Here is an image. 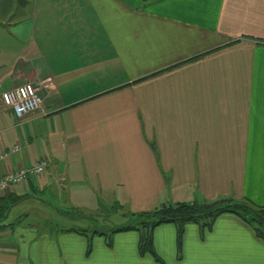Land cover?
Masks as SVG:
<instances>
[{"label":"crops","instance_id":"obj_1","mask_svg":"<svg viewBox=\"0 0 264 264\" xmlns=\"http://www.w3.org/2000/svg\"><path fill=\"white\" fill-rule=\"evenodd\" d=\"M27 1L0 0V95L31 82L43 113L17 119L0 97V174L46 168L1 195L24 198L0 221V264H264V239L233 213L185 224L180 244L157 225L155 256L135 230L109 246L49 227L74 222L60 209L131 200L264 207V0Z\"/></svg>","mask_w":264,"mask_h":264},{"label":"trees","instance_id":"obj_2","mask_svg":"<svg viewBox=\"0 0 264 264\" xmlns=\"http://www.w3.org/2000/svg\"><path fill=\"white\" fill-rule=\"evenodd\" d=\"M24 196H16L9 201L0 196V221L5 216L12 204L23 199ZM61 215L71 221L84 220L98 221L96 215L82 212L81 210L69 207L60 209ZM222 213H233L253 227L257 236L264 239V207L252 204L250 201L233 198H219L212 201H191L162 204L151 211L132 213L128 215L129 220L118 226L102 229L83 226H70L58 228L60 231L75 232L85 236H104L107 244L111 245V236L117 232L135 230L140 234L139 252L154 255L152 247V231L160 224L172 223L177 226V241L180 244L184 225L195 223L201 228H210L217 216ZM99 222V221H98Z\"/></svg>","mask_w":264,"mask_h":264},{"label":"built area","instance_id":"obj_3","mask_svg":"<svg viewBox=\"0 0 264 264\" xmlns=\"http://www.w3.org/2000/svg\"><path fill=\"white\" fill-rule=\"evenodd\" d=\"M3 105L12 109L17 119L34 111L43 113V97L39 89L31 82H23L15 87L3 91L0 95ZM19 150L17 144L9 148L8 153ZM7 156L6 152L0 154V159ZM46 168V160L39 158L31 167H19L4 169L0 174V196L10 185H24L27 178H35L42 175Z\"/></svg>","mask_w":264,"mask_h":264},{"label":"rangeland","instance_id":"obj_4","mask_svg":"<svg viewBox=\"0 0 264 264\" xmlns=\"http://www.w3.org/2000/svg\"><path fill=\"white\" fill-rule=\"evenodd\" d=\"M53 199L51 201L52 205L54 206L55 209L58 208V204L56 203V200ZM113 205V206H112ZM110 212L108 213V215H99L98 217V221H94V222H90L89 221H85L83 224H78L76 223V221L74 220V222H67L66 220H61L60 217L57 216L56 213H54L55 217H54V222H49L50 226L49 227H54L53 229H58V228H68L70 226H83L85 228H93V227H97V228H101L102 229H107L108 227H112V226H118L120 224H123L124 222H126L127 220H129L128 215L132 214V213H137V211H151L154 209V207L149 206L148 204H144L141 201L137 200V201H128V203H125L124 205H121L118 203L116 204V206H114V203L110 204ZM65 209V208H64ZM58 219V220H57ZM193 224V223H191ZM163 225V224H161ZM135 234L137 233L136 231H133ZM159 230L156 232V239H157V247L158 250L162 253H164V250L166 252V254H173L175 253V250H173L171 252V250L169 249V247H166V244H160V236H159ZM116 234V233H115ZM114 234V235H115ZM127 235V234H126ZM132 235H134L132 233ZM101 238L105 239L104 236H101ZM165 241V238H164ZM166 248V249H165ZM88 250H90V245L88 246ZM180 254V252H179Z\"/></svg>","mask_w":264,"mask_h":264},{"label":"water","instance_id":"obj_5","mask_svg":"<svg viewBox=\"0 0 264 264\" xmlns=\"http://www.w3.org/2000/svg\"><path fill=\"white\" fill-rule=\"evenodd\" d=\"M17 4L20 6L25 5L28 1L27 0H16Z\"/></svg>","mask_w":264,"mask_h":264}]
</instances>
